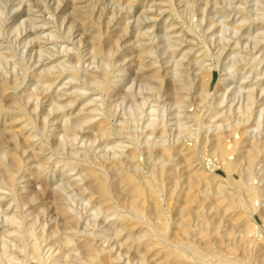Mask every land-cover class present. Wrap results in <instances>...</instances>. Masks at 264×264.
<instances>
[{
    "label": "rangeland",
    "instance_id": "1",
    "mask_svg": "<svg viewBox=\"0 0 264 264\" xmlns=\"http://www.w3.org/2000/svg\"><path fill=\"white\" fill-rule=\"evenodd\" d=\"M0 264H264V0H0Z\"/></svg>",
    "mask_w": 264,
    "mask_h": 264
},
{
    "label": "bare ground",
    "instance_id": "2",
    "mask_svg": "<svg viewBox=\"0 0 264 264\" xmlns=\"http://www.w3.org/2000/svg\"><path fill=\"white\" fill-rule=\"evenodd\" d=\"M216 66V65H215ZM211 69H212V67H209V70L211 71ZM179 69H177V71H178ZM215 92H216V88L213 90V91H206L205 92V94H204V96L206 97V103L204 104V105H206L207 106V104H208V106H209V108L208 109H210L211 111H216V112H219V111H221V112H223L222 110V108L225 106V102H226V100L228 99L227 98V94L226 93H223L222 95H221V97H219V100H217V102L216 103H209V98L211 97H214V95H215ZM248 92V100H249V102H250V105H252V103H253V98H252V92L250 91V90H248L247 91ZM220 95V94H219ZM215 102V101H214ZM205 106V107H206ZM208 115V114H207ZM212 116V115H211ZM155 123V119H153V118H150L149 120H148V124H151V125H153ZM211 124V123H210ZM238 124H239V122L238 121H235V122H233V126L234 127H238ZM208 128V127H207ZM243 132H246V127L244 128H242L241 129ZM172 137H174L173 135H172ZM177 139V138H176ZM180 139V138H179ZM182 139V138H181ZM180 139V140H181ZM168 140V139H167ZM171 142V141H170ZM221 152V151H220ZM223 152V151H222ZM224 153V152H223ZM198 160V159H197ZM255 163V162H254ZM247 180V179H246ZM239 183V182H238ZM246 187V186H245ZM247 188V187H246ZM251 189V188H250ZM257 191H254L253 193H254V197L255 196H258L259 195V190H261L260 188L259 189H256ZM249 191V190H248ZM249 233V232H248ZM251 239V238H250ZM258 239V238H257ZM248 240V239H247Z\"/></svg>",
    "mask_w": 264,
    "mask_h": 264
}]
</instances>
